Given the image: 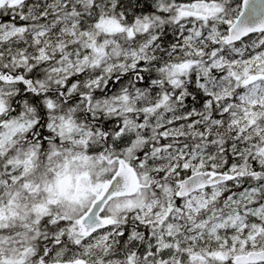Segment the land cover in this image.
Listing matches in <instances>:
<instances>
[{
	"label": "snow or ice",
	"instance_id": "snow-or-ice-1",
	"mask_svg": "<svg viewBox=\"0 0 264 264\" xmlns=\"http://www.w3.org/2000/svg\"><path fill=\"white\" fill-rule=\"evenodd\" d=\"M0 264H264V0H0Z\"/></svg>",
	"mask_w": 264,
	"mask_h": 264
}]
</instances>
